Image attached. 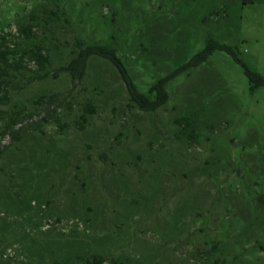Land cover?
I'll return each instance as SVG.
<instances>
[{
    "label": "rangeland",
    "instance_id": "obj_1",
    "mask_svg": "<svg viewBox=\"0 0 264 264\" xmlns=\"http://www.w3.org/2000/svg\"><path fill=\"white\" fill-rule=\"evenodd\" d=\"M1 34L50 62L32 80L27 55L3 86L0 62V264H264V85L220 49L179 71L214 41L264 76V0H0ZM77 39L115 48L147 95L176 73L167 103L140 110L101 57L58 71Z\"/></svg>",
    "mask_w": 264,
    "mask_h": 264
},
{
    "label": "trees",
    "instance_id": "obj_2",
    "mask_svg": "<svg viewBox=\"0 0 264 264\" xmlns=\"http://www.w3.org/2000/svg\"><path fill=\"white\" fill-rule=\"evenodd\" d=\"M56 14V11H53ZM34 25L22 26L19 27V34L24 36V38L30 39L36 35L34 31ZM12 39L8 37V34L0 35V62L2 64V73L3 77L1 80L2 86L6 84L5 77L10 74L11 71H20L23 68H28V63L26 61V56L30 60L34 61L38 66V71L33 75L32 80H37L44 78L47 76V72H45L47 64L50 62L49 56L44 52V47L41 45H37L35 48L31 49L29 54L20 53L15 45L11 44ZM75 46L78 48L76 55L70 60L67 65H64L58 69V71H66L69 72L74 79V81H81L86 74V69L88 66V61L92 57H101L108 61H110L118 70L121 78L123 79L129 95L130 100L135 103V105L143 111H155L159 107L165 105L169 99V92L166 89L167 82L176 74H172L169 77L163 78L159 80L157 83L153 84L150 87L149 95L141 92L138 85L134 82L129 71L122 59L117 54L115 48L104 45V44H90L87 45L83 40L77 39ZM220 49L227 51L231 54L239 63H241L245 67L246 74L249 79L253 82L252 89L257 88L258 86L264 85V76L251 71L246 63L237 55V52L234 48L227 44H221L214 41H210L209 44L197 55L193 57V59L184 65L179 71L184 70L189 67H195L200 65L202 62L208 60L209 56L213 53L214 50ZM0 87L2 90L3 87ZM155 94L154 98L150 97V94ZM60 93H53L50 96L43 95L39 98L38 102L44 103L46 101L49 102L50 106H53L60 97ZM7 98V95L2 96L1 100ZM57 108H53L51 112H48L44 118L33 120L29 123L33 129L39 130L41 128L42 122L47 120L48 117L54 116ZM86 111L90 113L95 112V106L91 103H87ZM33 114L23 117V120H30L33 118ZM17 120V119H16ZM19 120V118H18ZM12 133L15 139H18L17 131H12V127L7 131V133ZM64 264H123V262L118 257H108L104 254L98 252L84 253L80 254L76 257V259L69 263Z\"/></svg>",
    "mask_w": 264,
    "mask_h": 264
}]
</instances>
